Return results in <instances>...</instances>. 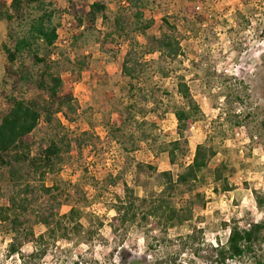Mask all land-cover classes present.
I'll return each instance as SVG.
<instances>
[{
	"label": "rangeland",
	"instance_id": "obj_1",
	"mask_svg": "<svg viewBox=\"0 0 264 264\" xmlns=\"http://www.w3.org/2000/svg\"><path fill=\"white\" fill-rule=\"evenodd\" d=\"M104 2L107 17H97L95 31L83 30L67 12L58 16L50 71L62 79L60 95L71 94L72 109L61 108L50 122L40 117L30 153L51 136H63L70 146H62L60 160L43 175L27 166L0 168V205L12 196L29 201L17 212V232L0 221V264H220L214 249L225 245L231 226L252 223H262L252 250L224 264H264V0H155L144 13L153 19L145 35L124 14L122 36L113 31L122 0ZM8 32L0 19V113L10 94L46 97L33 80L6 76ZM163 32L174 36L177 55L149 52ZM131 43L137 60L129 62L136 71L132 79L121 71ZM31 70L36 74L37 67ZM179 81L199 111L171 163L167 149L178 138L174 111L185 104ZM198 144L213 150L199 178L165 189L161 172L175 179ZM219 166L222 177L215 181L212 171ZM127 188L138 197L162 195L176 206L188 198L192 217L173 227L161 214L143 220L148 202L132 222L121 224L115 206ZM46 207L60 222L54 233L38 220ZM26 232L32 233L28 241ZM11 242L18 246L14 254L8 252ZM32 251L36 255L29 256Z\"/></svg>",
	"mask_w": 264,
	"mask_h": 264
},
{
	"label": "trees",
	"instance_id": "obj_2",
	"mask_svg": "<svg viewBox=\"0 0 264 264\" xmlns=\"http://www.w3.org/2000/svg\"><path fill=\"white\" fill-rule=\"evenodd\" d=\"M122 2L123 5L113 17V31L119 36L127 32L125 26L128 21L124 14H128L133 17V19H129L132 29L145 35L146 29L150 27L153 19H146L144 13L145 10H150L155 0H122ZM105 9L104 0H65L62 5L59 0H10L9 4L0 0V19H4L9 25L8 40L3 44L6 59L5 74L8 77H16L17 82L33 80L34 87L46 94L45 98L40 99H24L12 94L7 96L8 107L0 113V168L15 170V165L27 166L43 175L46 168H51L56 160H60L62 146H70V142L64 141L63 136L59 139L51 136L47 138L44 145H40V151L37 154L30 153V134L38 125L40 117L44 115L45 120L50 122L53 115L61 108L72 109L71 94L60 95L62 79L59 74H53L50 71V63H53L51 56L58 37V16L61 12H67L76 20L77 25L82 26L83 30L95 31L97 17H107ZM94 40L96 41L98 38H94ZM154 41L156 46L149 49V52H154V48H157L161 54L177 55L179 47L174 36L163 32ZM132 46L131 43L121 66L123 75L131 79L136 76V71L129 62L132 61L134 65L137 63L135 53L132 54L134 52ZM24 60H30V66L25 65ZM35 66L38 78H34L36 74H33L31 70V67ZM177 91L184 99L185 104L178 106L174 111L178 138L171 141L170 147L167 149L171 163L176 160L174 150L179 148L180 143L185 142L187 136L190 135L192 123L196 120L195 114L199 111V107L192 101L189 88L184 81L177 83ZM212 154L211 147L198 144L192 160L176 175L175 179L170 171L161 172L166 180L164 188L188 185L198 179ZM221 166L223 167V165ZM221 166L212 171L215 181L222 177ZM227 184V181L224 180L222 183L224 190L228 188ZM43 188L49 190V188ZM187 191L190 193L191 189ZM126 194L128 196L123 199L119 198L118 205L115 206L116 219H119L121 224L132 222L137 217L139 207L148 202L150 203L149 210L141 212L143 220L152 214H161L164 224L173 227L192 217L193 204L188 198L185 203L176 206L171 200L162 198V195H156L158 198H153L151 195V199L138 197L132 195V192H128V188ZM255 198L258 204L263 202L260 195L256 194ZM28 204L29 201L25 198L17 200L14 196L10 197L7 206L0 205V221H9L12 230L17 232V226L22 221L17 212L22 214ZM18 208H20L19 211H17ZM70 213H76L75 209H70ZM38 214L40 215L38 220L47 227L50 233H54V227L60 225L58 219H53L54 214L48 211L47 207L39 210ZM52 222H54L53 225ZM261 227L262 223H252L249 227L242 229L235 225L231 226L225 245L214 249L216 260L220 264H224L228 258L235 259L243 253L250 252L258 239ZM31 235V232H26L25 240H30ZM42 238L43 235L40 234L38 239L42 240ZM8 252L11 254L18 252V246L11 242ZM31 255L36 254L32 251L29 256ZM42 255L43 252L39 253L38 257ZM21 256L24 258V255Z\"/></svg>",
	"mask_w": 264,
	"mask_h": 264
},
{
	"label": "built area",
	"instance_id": "obj_3",
	"mask_svg": "<svg viewBox=\"0 0 264 264\" xmlns=\"http://www.w3.org/2000/svg\"><path fill=\"white\" fill-rule=\"evenodd\" d=\"M58 38H59V37H58ZM57 40H58V39H57ZM60 40H61L64 44H67V41H68V40H67L65 37H63V38L61 37Z\"/></svg>",
	"mask_w": 264,
	"mask_h": 264
}]
</instances>
